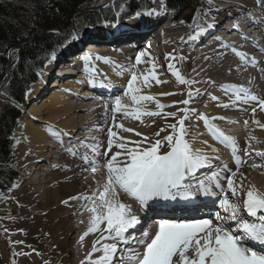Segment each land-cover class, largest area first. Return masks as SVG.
<instances>
[{
	"label": "bare ground",
	"instance_id": "1",
	"mask_svg": "<svg viewBox=\"0 0 264 264\" xmlns=\"http://www.w3.org/2000/svg\"><path fill=\"white\" fill-rule=\"evenodd\" d=\"M200 3L192 22V14L179 20L175 14L168 18L160 13L152 19L153 26L162 28L159 34L163 43L162 54L152 51L153 44L144 42L141 46L139 42L131 39L126 45L120 43L116 49L91 53L92 59L81 63L88 65L87 71L81 68L80 73L72 68L64 70L67 75L78 74V81L70 77L61 85L53 83L49 88V83H46L35 89L38 96H42L44 91L46 96L40 99L41 106L34 104L28 114L29 120L23 122L24 139L18 160L23 175L20 185L10 196V201L5 200V207L0 208V214H4L0 218V264H88L86 257L98 239L101 244H118L117 241L102 240L101 237L107 235L106 232L90 233L81 240L88 230L91 216L87 210L91 206L90 201L81 197L91 196L98 188L102 190L108 175L105 167L107 160L117 151H122L115 143L111 151H108L109 130L116 132L126 142L142 141L147 137L144 144L147 147L172 132L169 125L176 124L185 115L180 109L194 110L189 112V118L185 120L186 139L193 149H199L211 158V167L219 168L217 173L220 183L226 188L227 182L224 178L235 172V180L242 182L244 189L254 185L264 193V155L255 156L253 153L249 160L243 157L248 147L245 132L255 139V145H264V127H261L264 125V110H261L258 102L233 103L234 93L221 88L228 84L243 86L251 94L264 99V42L260 36L255 41L244 33L248 29L259 28L264 20V2L200 0ZM219 3L226 5L222 8ZM232 13L243 20L242 30L236 28L239 35L225 41L216 38L214 42H208L207 38L215 34L217 28L226 30L228 34L235 30V21L230 27L231 30L225 28L226 20L230 19ZM150 23L140 20L130 28L132 32H136L141 26H148ZM209 24L214 27L209 29ZM200 28L204 32L198 38L192 39ZM127 32L114 30L110 34L118 33L114 40L119 36L131 37L132 33ZM125 33L128 37H123ZM90 36L87 40L95 41ZM100 36L104 35L95 36L96 40ZM89 49L93 50L94 47ZM141 51L147 55L141 57L142 62L137 65L136 57ZM237 53L246 54L245 58L242 59ZM73 63L79 62L74 60ZM128 64L132 71L120 70ZM153 64L156 66L154 70ZM176 70L185 80L194 83H180L174 74ZM153 71L156 78L150 79L148 84L142 83L143 76ZM133 73L138 77L134 87L140 88L139 95L155 97L154 100L142 102V108L147 111H160L161 115H144L135 119L126 117L122 111L114 110L115 98H120L130 108L134 107L130 96L124 95ZM91 88L98 91L100 88L105 91L112 89L113 92L106 94L107 97L103 96L96 104H90L88 101L92 96L83 92ZM48 90L51 91L48 93ZM189 92L192 93L191 98ZM163 93L171 95H162ZM33 99L37 100L38 97ZM185 100H190V103H182ZM156 101L169 106L158 109ZM167 113L177 115L172 117L166 115ZM225 114L237 117L236 120H240V126L244 128L233 130L228 135L236 141L239 150L237 156L241 160L239 166L236 157L233 159L225 151L202 118L207 116L209 124L217 127L226 123ZM213 117L223 119H211ZM255 121H259V124ZM124 128L134 131H124ZM168 150L167 145L160 149L161 153ZM247 151H250L249 148ZM93 161L98 166L95 173L91 170ZM254 164L258 166L253 167ZM225 166L231 169V173L225 170ZM117 192L119 199L132 206L133 212L141 220V225H144L145 222L142 221L147 213L141 211L139 203L119 188ZM229 196L231 198L230 193ZM244 198L242 194L238 201L241 205ZM232 199L236 202L235 198ZM242 210L243 208L241 214L246 216ZM216 223L218 222L213 220V224ZM104 227L105 225H101V228ZM157 230L158 225L150 229L149 240ZM128 247L137 246L129 244ZM139 250L144 251L142 246ZM100 255L102 253L96 252L92 258L96 259ZM117 255L118 252L113 264H119L121 256Z\"/></svg>",
	"mask_w": 264,
	"mask_h": 264
},
{
	"label": "snow or ice",
	"instance_id": "2",
	"mask_svg": "<svg viewBox=\"0 0 264 264\" xmlns=\"http://www.w3.org/2000/svg\"><path fill=\"white\" fill-rule=\"evenodd\" d=\"M144 14L153 16L160 13L152 9ZM140 15V12L136 13L137 17ZM212 27L214 25H208L209 29ZM202 32L204 29L200 28L191 38H198ZM81 38L82 34L74 32L70 34L64 44L58 47L62 49L72 41ZM233 50L235 51V49ZM145 55H147L146 52H139L136 57L137 65L142 62L141 57ZM237 55L243 59L246 54L237 53ZM56 59L57 51L52 50L49 63ZM83 59L89 61L92 57L86 54ZM97 59L104 58L97 57ZM155 67L153 64V70ZM169 67L172 68L171 65ZM174 74L180 83H194L185 80L178 70ZM155 78L154 71L150 72L143 76L142 83L148 84L150 79ZM137 80V75L133 73L127 85V91L124 93L125 96H130L134 107L130 108L123 104L120 98H115L114 110L122 111L126 117L131 116L135 119H140L144 115H161L160 111L153 112L142 108V102L154 100L155 97L139 95L140 88L134 87ZM157 83L160 81L157 80ZM221 87L225 91L234 93L233 103L236 101L245 104L258 102V106L264 110V99L251 94L249 89L233 84ZM162 95H171V93ZM191 96L192 93L189 92V97L191 98ZM214 99L217 98L214 97ZM182 103L187 105L190 100L182 101ZM156 104L157 108L161 110L169 106L161 104L159 101H156ZM223 106L228 107V105ZM180 111L185 115L179 118L176 124L169 125L172 132L162 140H155L147 147L144 146L147 137L142 141L126 142L123 137H118L116 132L109 130L108 151H111L114 143L122 151H117L107 160L105 167L108 175L102 190L98 188L91 196L81 197L91 203V206L87 208L91 213L89 227L81 240L90 233L106 232L107 235H102V240L117 241L124 245L134 242L137 247H126L120 253V264H264V193L257 190L254 185L244 189L242 182L235 180V172L230 177L224 178L227 182L226 188L220 183L218 173H213L207 181L199 180L197 172L210 168L212 166L211 158L201 150L193 149L186 139L185 120L189 118V112L194 110L184 108ZM166 115L175 117L177 114L167 113ZM202 118L212 135L220 142L225 143L226 146L231 147L235 154L237 150L235 139L210 125L207 116ZM211 119H223V117ZM255 123L259 124V121H255ZM245 125H247V121H245ZM119 127L123 128V125ZM124 131L134 130L124 128ZM136 135H140V133H136ZM156 135L159 136V133ZM129 144L134 146L129 147ZM164 145H167L169 150L161 153L160 149ZM69 151L71 150L69 149ZM257 155H264V153H257ZM84 159L88 160L87 157ZM236 161L239 166L240 157L236 156ZM92 164L91 170L95 173L98 171V166L95 161ZM256 166L258 165H253V167ZM193 180H196L197 183L193 184L191 182ZM117 188L135 199L142 209L151 206L158 212L163 211V202L179 204L183 201L185 208L182 211H186V205L194 204V198L198 194L209 198L215 197L217 199L211 200L210 204L213 207L218 204L223 214L221 211L213 213V218L218 222L213 224V219L204 218L199 208L196 209V216L187 219L173 213L172 216L161 218L158 221V230L149 240L148 231L141 232L139 237L129 232L130 229H135L141 220L133 212L130 204L119 199ZM213 188L219 191H214ZM242 194L245 196L243 205L238 202ZM232 198H235L236 202ZM204 207H209V204H205ZM241 208L246 212V216L241 214ZM101 225H105V227L101 228ZM97 244H101V240L98 239L94 242L92 251L86 257L88 264H113V259L118 251L117 243H103L100 247H96ZM140 246L143 247V252L139 250ZM96 252H100L102 255L93 259V254Z\"/></svg>",
	"mask_w": 264,
	"mask_h": 264
},
{
	"label": "trees",
	"instance_id": "3",
	"mask_svg": "<svg viewBox=\"0 0 264 264\" xmlns=\"http://www.w3.org/2000/svg\"><path fill=\"white\" fill-rule=\"evenodd\" d=\"M88 1L91 0H0V87L9 68V51L18 49L4 94L23 103L39 68L59 46L61 32L73 26L80 30L99 16L111 15L104 3L98 6L99 0ZM197 1L167 0L169 7L179 12L193 9ZM18 115L12 104H0V189L10 188L15 178L9 157Z\"/></svg>",
	"mask_w": 264,
	"mask_h": 264
},
{
	"label": "rangeland",
	"instance_id": "4",
	"mask_svg": "<svg viewBox=\"0 0 264 264\" xmlns=\"http://www.w3.org/2000/svg\"><path fill=\"white\" fill-rule=\"evenodd\" d=\"M103 1H105V0H99V2H98V6L99 5H101L102 3H103ZM152 3H153V5H156V2H153L152 1ZM104 6V5H103ZM106 6V5H105ZM196 12H197V10H196ZM186 13H188V11H186L184 14H186ZM196 17V14H192V17H191V22L194 20V18ZM131 22V19L129 18V20H125V21H122V20H118L115 24H104V25H101V26H99V27H92L91 29H89L88 31V33L86 34V35H84V36H82V38L81 39H79V40H77V41H72L71 43H69L70 44V46L71 45H74V44H76V43H78L80 40H84V39H86L89 35H90V33H92V32H95V31H97V30H100V29H109V28H111V27H116L117 25H120V24H122V23H130ZM149 25H152V22L149 24ZM158 25V24H157ZM189 25V24H188ZM71 29H73V28H75L74 26L73 27H70ZM70 34H72V33H70ZM70 34H68V35H70ZM65 38H66V35L64 36ZM70 46H67V47H65V48H63V50H66V49H68ZM15 60H16V52H14V51H12V53H11V61H12V64H14V62H15ZM30 94H31V92H30ZM0 99H1V96H0ZM41 103V101H39V103H35V104H39V106H41L42 105V103ZM31 106V108H29V110H31L32 109V107L34 106V104H32V105H30ZM29 110H27L26 109V111L25 110H23L22 112H21V115H22V118L21 119H23L22 121L24 122V121H27V119L29 120V115H28V111ZM25 111V112H24ZM29 113H30V111H29ZM28 116V117H27ZM23 131H25V124L23 123V126H20V128H19V136H18V139L19 140H21V133H23L22 135H23V137H24V132ZM24 139V138H23ZM22 139V140H23ZM20 143V142H19ZM19 143H18V145H17V147H16V149H15V151H14V157L16 158V157H18V155L20 154V150H19ZM22 143V142H21ZM20 149H21V144H20ZM15 158H14V160H13V166H14V168L15 169H17V170H19V172L21 173V171H20V169L18 168V165H17V159L15 160ZM21 178H22V176H21ZM20 176H19V184H18V182H17V184H16V186H15V188L16 187H18L19 185H20ZM18 185V186H17ZM14 188V190H13V192H10L9 193V195L11 194V193H14V191L16 190ZM8 200V199H7ZM9 201H10V198H9ZM3 207H5V205L3 206ZM3 207H1V208H3ZM6 207H9V205H6ZM1 217H3L4 216V214L3 215H0ZM0 217V218H1Z\"/></svg>",
	"mask_w": 264,
	"mask_h": 264
},
{
	"label": "water",
	"instance_id": "5",
	"mask_svg": "<svg viewBox=\"0 0 264 264\" xmlns=\"http://www.w3.org/2000/svg\"><path fill=\"white\" fill-rule=\"evenodd\" d=\"M94 0L88 1L89 3L93 2ZM85 1H83L82 3H84ZM89 3H87L86 5H88ZM85 4V3H84ZM85 5V6H86Z\"/></svg>",
	"mask_w": 264,
	"mask_h": 264
}]
</instances>
